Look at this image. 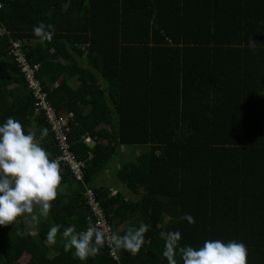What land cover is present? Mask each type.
Returning <instances> with one entry per match:
<instances>
[{
	"label": "trees",
	"instance_id": "1",
	"mask_svg": "<svg viewBox=\"0 0 264 264\" xmlns=\"http://www.w3.org/2000/svg\"><path fill=\"white\" fill-rule=\"evenodd\" d=\"M40 23L50 40L33 35ZM17 41L58 114L74 112L69 138L85 167L83 182L59 168L47 217L0 226V264H168L170 246L181 264L178 249L206 239L243 242L247 264H264V0H0V122L19 120L56 159ZM123 148L141 153L123 160ZM84 185L114 232L147 225L137 252L113 246L115 259L105 241L81 261L64 250V227L97 223Z\"/></svg>",
	"mask_w": 264,
	"mask_h": 264
},
{
	"label": "clouds",
	"instance_id": "2",
	"mask_svg": "<svg viewBox=\"0 0 264 264\" xmlns=\"http://www.w3.org/2000/svg\"><path fill=\"white\" fill-rule=\"evenodd\" d=\"M33 35L40 40H50L52 25L43 23L33 26ZM249 49H255L253 37L248 40ZM74 113V112H73ZM47 130H42V135ZM61 184L59 165L50 159L47 151L36 142L30 132H25L19 120L7 117L0 122V226L14 225L18 218L35 223L39 217H47L51 202L57 196ZM34 208L37 210L34 213ZM183 219L194 222L190 214ZM61 228L53 224L46 233V242L54 244ZM147 225L130 226L123 235L113 232L110 240L114 247L135 253L139 250ZM30 234L17 228V235ZM60 235L65 238L64 250L81 261L98 252V246L105 242V233L99 224H88L86 230L77 232L71 225L64 227ZM171 240H179L180 233L169 234ZM175 246L166 249L164 255L168 264H177ZM181 264H247L248 250L237 240L206 239L202 246L185 245L178 249Z\"/></svg>",
	"mask_w": 264,
	"mask_h": 264
},
{
	"label": "built area",
	"instance_id": "3",
	"mask_svg": "<svg viewBox=\"0 0 264 264\" xmlns=\"http://www.w3.org/2000/svg\"><path fill=\"white\" fill-rule=\"evenodd\" d=\"M21 46L22 43L20 41L14 42L13 54L16 56V59L25 74L29 88L33 92L36 114L43 112L51 124L52 132L55 133L58 141L57 145L61 154L54 160L57 161L59 168L62 169L67 166L71 171V176L74 179L83 182L85 162L80 160L73 151V145L69 138V133L72 130L71 125L75 117L74 113L65 112V114H58L57 109L49 100V93L44 89L42 81L36 77V71L38 70L39 65L32 66L30 64L25 55L22 53L20 49ZM83 139L87 143H93V138L90 135L83 136ZM111 193L115 194L116 191L113 190ZM85 197L93 214L97 217L96 224H99L105 233V241L111 249L110 254L117 259V252L110 240V236L114 231L111 224L108 222L99 201L97 200L95 191L91 187L86 186Z\"/></svg>",
	"mask_w": 264,
	"mask_h": 264
},
{
	"label": "rangeland",
	"instance_id": "4",
	"mask_svg": "<svg viewBox=\"0 0 264 264\" xmlns=\"http://www.w3.org/2000/svg\"><path fill=\"white\" fill-rule=\"evenodd\" d=\"M122 150H123L124 153H123V157L121 156V159L124 158L123 160H126L128 158H131L132 156L137 157L141 153V149H139V148H134V149H131V148H123ZM101 182H103V181H101ZM112 182H113V179H112ZM106 184H110V183L108 182ZM27 259H28V256L27 255L23 256L21 258V260H20V264H23Z\"/></svg>",
	"mask_w": 264,
	"mask_h": 264
},
{
	"label": "crops",
	"instance_id": "5",
	"mask_svg": "<svg viewBox=\"0 0 264 264\" xmlns=\"http://www.w3.org/2000/svg\"><path fill=\"white\" fill-rule=\"evenodd\" d=\"M65 61V60H64ZM72 87H75V86H77L78 85V82H76L75 81V79L74 78H72L71 79V84H70ZM65 109H68V107H65ZM103 181H107V183L109 182H111L112 181V179H111V174H110V172L109 171H106L105 172V174H104V177H103V179H102ZM111 180V181H110ZM61 189H62V187H60ZM113 189L115 190V191H118V189H116L115 187H113ZM124 189V188H123ZM126 193H128V194H132V193H130L129 191L127 192V190H124Z\"/></svg>",
	"mask_w": 264,
	"mask_h": 264
},
{
	"label": "bare ground",
	"instance_id": "6",
	"mask_svg": "<svg viewBox=\"0 0 264 264\" xmlns=\"http://www.w3.org/2000/svg\"><path fill=\"white\" fill-rule=\"evenodd\" d=\"M61 42V41H60Z\"/></svg>",
	"mask_w": 264,
	"mask_h": 264
}]
</instances>
